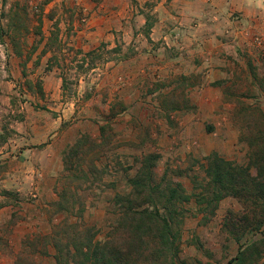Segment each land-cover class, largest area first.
<instances>
[{
  "label": "rangeland",
  "instance_id": "374dc122",
  "mask_svg": "<svg viewBox=\"0 0 264 264\" xmlns=\"http://www.w3.org/2000/svg\"><path fill=\"white\" fill-rule=\"evenodd\" d=\"M6 1L0 0V25L8 29L9 17L3 18L2 12L17 9L20 23L25 19L30 29L15 39L23 43L22 56L14 52L6 32L0 35V143L6 138L0 144V164L4 166L0 200L3 191L9 190L22 207H2L0 227L7 224L14 209L18 211L21 218L11 226L9 235L14 253L26 236L36 231L48 233L66 216L60 214L50 221L45 212L48 203L57 198L62 153L82 133L89 132L99 140V125L108 118L111 105L118 111L112 117L113 145L97 161L105 173L102 180L81 191L84 221L98 229L99 239H105L115 218L110 201L116 192L129 190L126 176L135 173L143 151L159 153L158 176L169 173L188 194L200 192L196 181L204 180L202 165L210 153L218 152L242 165L249 163L250 148L240 140L243 129L236 110L241 103L264 109L263 34L246 35L250 44H243L241 34L232 36L221 24L206 36L196 34L194 44L185 40L187 30L172 33L167 44L159 40L160 34L151 40L152 28L146 34V23L134 31L98 29L100 15L84 8L89 0ZM147 15L154 26V17L146 13V22ZM207 43L214 47L208 50ZM117 45L122 47L121 54L106 52ZM92 50L105 52L106 60L97 59V66L87 72L77 69V61ZM56 56L68 65L64 71L67 91L60 69L47 68L48 59ZM23 61H27L25 69ZM180 76L189 79L186 88L195 108L173 114L170 121L159 114L160 102L149 89ZM26 79L39 81L43 94L37 87L31 90ZM184 207L180 256L189 264L198 260L227 264L241 245L264 235L263 227L247 233L239 243L225 230L231 212L242 211L240 202L232 197L220 201L214 214L202 212L196 197ZM14 259V255L0 253V264H14ZM38 259L41 264H53V258ZM258 264H264V258Z\"/></svg>",
  "mask_w": 264,
  "mask_h": 264
},
{
  "label": "trees",
  "instance_id": "16d2710c",
  "mask_svg": "<svg viewBox=\"0 0 264 264\" xmlns=\"http://www.w3.org/2000/svg\"><path fill=\"white\" fill-rule=\"evenodd\" d=\"M2 13L3 18L9 17V26L5 29L0 25V35L6 32L12 40L14 52L22 56L23 43L15 39L20 34L25 36L29 33L26 20L20 23L21 13L17 9H11L9 14ZM147 17L144 28L146 34L150 33L153 26L151 16ZM41 24L40 21L37 33L40 32ZM50 44L48 41L46 47L49 48ZM35 49L37 45L31 47L32 51ZM106 52L121 54L122 47L117 45ZM103 58L106 60L105 52L89 51L80 62L77 61L76 68L87 72L97 66V59ZM65 62L57 56L52 57L48 59L47 68L51 70L56 66L60 69L63 87L67 91L68 76L64 71L68 65ZM22 64L25 69L27 61ZM188 80L187 77L180 76L168 83H155L149 89V94L160 102L157 107L159 114L167 120L171 121L173 114L189 112L195 108L186 88ZM25 83L31 90L37 87L43 94L39 81L34 83L26 79ZM124 109L126 108L123 107L122 110ZM109 110L108 118L99 125V140L89 132L82 133L62 153L63 174L58 178L55 189L57 198L48 203L45 212L50 221L60 214L66 216L54 223L50 232L36 231L22 239L17 253L12 249L9 235L11 226L21 218L18 211L14 209L7 224L0 227V253L14 255V264H41L39 257L53 258V264H189L180 256L181 217L185 214V204L192 197H196L200 210L209 214H214L220 201L227 197L240 202L242 211L231 212L224 223L225 230L239 243L247 233L262 230L264 109L241 103L236 114L242 122L240 140L247 142L250 148L247 165L212 152L202 165L204 180L196 181V188L200 192L188 194L184 185L169 173L164 172L158 176L159 153L143 151L135 173L126 176L129 190L113 195L110 202L115 218L105 239H99L98 229L84 221L86 206L81 191L102 180L105 173V170H100L97 161L104 152L111 150L114 139L112 117L118 113L114 105ZM5 140L4 137L2 141ZM144 142L142 140L141 144H145ZM2 168L4 166L0 164V172ZM91 175L93 179H90ZM2 194L4 199L0 200V209L5 206L22 208L12 191L4 190ZM70 217H75L76 220L71 221ZM263 258L264 235L249 244L241 245L238 254L227 264H258ZM197 264L204 263L198 260Z\"/></svg>",
  "mask_w": 264,
  "mask_h": 264
},
{
  "label": "crops",
  "instance_id": "0c3cea01",
  "mask_svg": "<svg viewBox=\"0 0 264 264\" xmlns=\"http://www.w3.org/2000/svg\"><path fill=\"white\" fill-rule=\"evenodd\" d=\"M89 1V4L84 3V8L100 15L98 29L138 30L146 23L145 14L150 13L154 17L151 40H154V35L160 34L159 40L167 44L172 33H183L184 30L188 31L185 40L194 44L196 34L206 36L209 30H217L221 24H225L224 30H230L232 36L241 34L243 44H250L246 35H264V0ZM207 46L208 50L212 49L211 46L214 47L210 43H207ZM237 49L239 48L236 47Z\"/></svg>",
  "mask_w": 264,
  "mask_h": 264
},
{
  "label": "built area",
  "instance_id": "2783aa9c",
  "mask_svg": "<svg viewBox=\"0 0 264 264\" xmlns=\"http://www.w3.org/2000/svg\"><path fill=\"white\" fill-rule=\"evenodd\" d=\"M257 43L260 44V45L262 44V41H261V39L259 37L257 38Z\"/></svg>",
  "mask_w": 264,
  "mask_h": 264
}]
</instances>
